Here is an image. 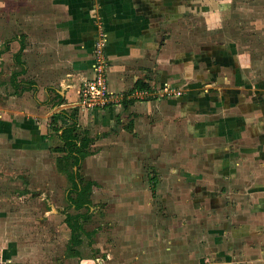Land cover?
I'll list each match as a JSON object with an SVG mask.
<instances>
[{"label": "crops", "instance_id": "0c3cea01", "mask_svg": "<svg viewBox=\"0 0 264 264\" xmlns=\"http://www.w3.org/2000/svg\"><path fill=\"white\" fill-rule=\"evenodd\" d=\"M181 1L0 0V13L9 18L8 25L13 27L8 43L0 44V65L6 61L7 53H12V59H8L11 84L4 86L0 106V172L6 171L0 175L1 259V253L8 250L11 241L10 230H5L10 220H4V211L9 210L3 197L10 195L11 187L19 183L11 180L13 174L9 162L21 161L22 153L37 158L48 139L44 119L51 116V120L54 117L57 121L61 117L62 121H69L62 113L72 114L68 109L77 111L80 86L92 76V52L99 20L107 31L108 80L112 92L127 94L150 82H168L176 87L184 85L189 92L167 102L170 107L176 102L173 109H165L166 113L173 110L181 118L179 131L182 136L184 133L189 136L186 139L189 142L185 144L207 147L205 152H209L211 158H219L228 146L225 143L218 146V137L225 136L226 143H241L237 144L240 151L223 153L222 157L227 159L225 165L229 170L225 174L228 182L247 184L246 181H252L246 186L242 184L241 193L249 200L237 208L243 215L240 217L241 229L236 234L248 241L241 249L231 252L239 255L246 264H264V158H260L264 157V70L259 68L258 73L251 72L250 66L249 71L240 69L248 60L244 54L238 55L235 47H239L238 41L227 42L224 46L196 45L188 32L186 9ZM14 16L18 19L17 28L12 24ZM224 51L230 55H226L228 67L222 62L215 63L219 56L224 59ZM18 53L20 64L15 59ZM17 72L16 87L12 75ZM213 87L219 92L212 91ZM158 105L154 99H129L103 110L79 108V111L83 118L88 116V121L98 127L97 131L120 125L131 135L142 132L151 139L153 132L161 139V126L168 124L163 120L153 121L163 113ZM93 111L94 115L91 114ZM93 117H96L95 122ZM77 122L79 128L83 122L78 118ZM61 124L53 128L58 138L57 129L61 133L68 125ZM83 131L88 132L87 129ZM89 137L92 140L90 146L95 144L100 149L98 154L90 151L85 158H101L102 135ZM162 137L169 138L165 132ZM179 142L174 144L178 148ZM231 156L234 158H229ZM246 228L256 229L248 234ZM31 249L30 261L35 264L34 251L37 254V250ZM16 251L13 264H28L29 259L24 262L19 259L22 246ZM226 258L229 264V256Z\"/></svg>", "mask_w": 264, "mask_h": 264}, {"label": "rangeland", "instance_id": "374dc122", "mask_svg": "<svg viewBox=\"0 0 264 264\" xmlns=\"http://www.w3.org/2000/svg\"><path fill=\"white\" fill-rule=\"evenodd\" d=\"M181 2L186 9L188 32L196 40V45L224 46L227 42L238 41L240 48L235 45L238 55L244 54L248 60V65L241 67L236 60L240 69L249 71L250 66L251 72L258 73L259 68L264 70V0ZM3 15L0 13L2 46L13 34L12 25L9 24L8 29L9 18ZM14 19V23L10 22L17 28L18 19ZM223 54L224 59L219 56L215 63L222 62L227 66V56L230 55L226 51ZM5 58L0 65V106L4 86L11 84L8 59H12V53H7ZM165 84L183 90V94L179 97L164 95L130 99L159 102L157 108L163 113L153 121L163 120L168 124L161 126V139L153 132L151 139L142 132L131 135L120 125L102 128L100 132L88 121V116L83 118L79 111L81 106H77V111L68 109L84 123L79 126V133L96 138L102 135L101 158H85L79 168L69 167V170L79 171L83 185L89 181L95 183L91 190L89 219L82 221L87 236L73 249H69L71 232L65 217L66 213L76 214L78 211L67 200L72 182L60 169L59 158L63 154L55 153L54 149L61 142L53 129L62 122L70 124V121H62L61 117L57 121L54 117L51 120V116L47 120L43 118L48 139L42 154L29 158L22 153L21 161L9 162V170L14 175L11 180L19 183L11 187L8 198L3 197L9 210L4 211V220H10L5 230H10L11 241L8 250L1 253L0 264H13L18 246H22L19 259L21 262L29 259L28 264H31V248L37 250V254L36 251L33 254L35 264H227V256H234L228 259L229 264H246L231 251L241 249L248 241L236 234L241 229L240 217L243 215L237 208L249 200L246 195L243 199L242 184L246 186L252 181H246L247 184L228 182L225 174L229 170L225 165L227 159L222 158L223 153L240 151L239 142L226 143L225 136L218 137V146L224 143L228 146L219 158H211L212 155L205 152L207 147L185 144L189 142L186 140L189 136L187 133L182 136L179 131L181 118L171 109L166 113L165 108L173 109L176 102L171 107L167 102L185 96L189 90L184 85L176 87L168 82H150L148 85ZM211 90L219 92L217 87ZM214 118L218 117L214 115ZM84 129L88 132H83ZM164 132L169 138L162 137ZM175 141H180V148L174 145ZM99 149L94 144L89 150L97 153ZM26 158L28 163L24 164ZM229 164L232 165L231 160ZM79 212H86V209ZM255 229L246 228L245 232L251 234ZM76 251L80 254L75 255Z\"/></svg>", "mask_w": 264, "mask_h": 264}, {"label": "trees", "instance_id": "16d2710c", "mask_svg": "<svg viewBox=\"0 0 264 264\" xmlns=\"http://www.w3.org/2000/svg\"><path fill=\"white\" fill-rule=\"evenodd\" d=\"M15 59L17 64L21 63L19 60L21 59L20 53L16 55ZM17 75H19L18 72L12 75V82L16 87L18 86L16 83ZM62 115L70 121V124L65 126L61 133L60 129H57L61 145L57 146L54 151L55 153L63 154L59 158L60 169L67 174L72 182V188L68 192L67 200L69 201L70 206L78 211L76 214L66 213L65 217V223L71 232L69 249H73L80 246L83 243L85 236H87L82 221L89 219V211L92 203L91 190L95 183L89 181L83 185L79 178V171L69 170V167L78 166L79 168L80 162L90 154L89 147L92 140L89 137V134L82 135L78 132V122L75 114L63 112ZM152 187L155 188V185L152 184ZM82 209H86V212H79ZM77 254L79 255L80 253H77L76 251L75 255Z\"/></svg>", "mask_w": 264, "mask_h": 264}, {"label": "built area", "instance_id": "2783aa9c", "mask_svg": "<svg viewBox=\"0 0 264 264\" xmlns=\"http://www.w3.org/2000/svg\"><path fill=\"white\" fill-rule=\"evenodd\" d=\"M98 21L93 48L92 76L84 80L79 90V106L85 110L106 109L115 103H124L129 99H147L158 96H181L183 90L175 89L168 84L135 87L131 93L118 94L112 92L108 80V56L106 52L107 31Z\"/></svg>", "mask_w": 264, "mask_h": 264}]
</instances>
